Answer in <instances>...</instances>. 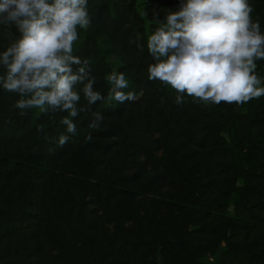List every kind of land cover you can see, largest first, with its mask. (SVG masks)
Wrapping results in <instances>:
<instances>
[{
  "label": "trees",
  "instance_id": "16d2710c",
  "mask_svg": "<svg viewBox=\"0 0 264 264\" xmlns=\"http://www.w3.org/2000/svg\"><path fill=\"white\" fill-rule=\"evenodd\" d=\"M249 3L264 33V0ZM180 5L88 0L73 54L89 59L105 100L87 105L77 85L91 110L63 148L66 112L21 115L18 94L0 87V264H264V96L176 104L170 85L148 79L147 38ZM17 38L0 25V53ZM113 70L135 101H106ZM256 73L264 87V60ZM95 112L103 121L90 129Z\"/></svg>",
  "mask_w": 264,
  "mask_h": 264
},
{
  "label": "clouds",
  "instance_id": "9594fccd",
  "mask_svg": "<svg viewBox=\"0 0 264 264\" xmlns=\"http://www.w3.org/2000/svg\"><path fill=\"white\" fill-rule=\"evenodd\" d=\"M253 11L249 0H181L179 10L169 11L147 38L155 61L148 66V79L170 85L178 93L176 104L185 103V94L194 103L217 105H242L264 96L256 73L257 61L264 60V33ZM13 24L18 38L0 53V87L18 94L15 107L21 115L32 109L66 112L60 123L67 134L55 141L63 148L77 134L73 118L91 110L78 107L77 85L87 105L105 100L94 89L89 59L73 54L78 30L91 24L88 0H0V25ZM106 79L111 84L107 102L137 99L123 91L129 87L123 72L113 70ZM93 116L90 129L103 121L100 112ZM85 139L92 140L90 132Z\"/></svg>",
  "mask_w": 264,
  "mask_h": 264
},
{
  "label": "rangeland",
  "instance_id": "374dc122",
  "mask_svg": "<svg viewBox=\"0 0 264 264\" xmlns=\"http://www.w3.org/2000/svg\"><path fill=\"white\" fill-rule=\"evenodd\" d=\"M139 1H142V0H139ZM17 30V29H16ZM135 33H138V29H135ZM138 96L139 95H137V98H138ZM38 111H40L39 109H38ZM157 154L158 155H161L162 154V150H161V148H159L158 150H157ZM69 175H71V174H69ZM72 175H74V174H72ZM172 177H174L175 176V174H172L171 175ZM88 179H87V182L89 183V181H95L96 179L95 178H92V177H87ZM174 181H175V179H174ZM167 183V182H166ZM170 188H171V186L169 185V184H165V186L162 188V190L160 191L161 193H163L164 195L166 194V193H168V190H170ZM89 199V196H87L86 197V200H88ZM96 203V202H95ZM89 209H91V208H93L95 205H93L92 203H89V204H87L86 205ZM96 206H97V204H96ZM98 207V206H97ZM196 264H213V257H203V258H201V259H197L196 260Z\"/></svg>",
  "mask_w": 264,
  "mask_h": 264
}]
</instances>
